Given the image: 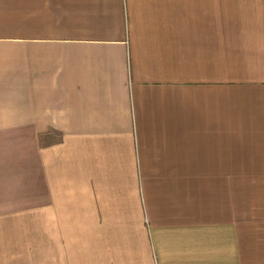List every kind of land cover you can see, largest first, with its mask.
Wrapping results in <instances>:
<instances>
[{
	"label": "crops",
	"instance_id": "1",
	"mask_svg": "<svg viewBox=\"0 0 264 264\" xmlns=\"http://www.w3.org/2000/svg\"><path fill=\"white\" fill-rule=\"evenodd\" d=\"M0 264H264V0H0Z\"/></svg>",
	"mask_w": 264,
	"mask_h": 264
}]
</instances>
